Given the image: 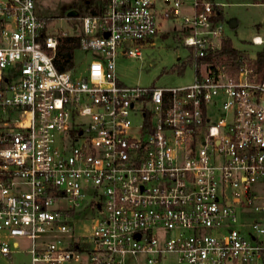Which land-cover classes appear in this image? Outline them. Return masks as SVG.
<instances>
[{"label":"built area","instance_id":"obj_1","mask_svg":"<svg viewBox=\"0 0 264 264\" xmlns=\"http://www.w3.org/2000/svg\"><path fill=\"white\" fill-rule=\"evenodd\" d=\"M216 15L211 0H102L77 32L51 34L35 0H0L10 264L18 252L23 264H264V78L216 57L226 38ZM170 20L191 48L192 82L120 84L117 57H140L136 41ZM68 35L91 52L84 73L55 64ZM83 211L90 226L77 233Z\"/></svg>","mask_w":264,"mask_h":264},{"label":"rangeland","instance_id":"obj_2","mask_svg":"<svg viewBox=\"0 0 264 264\" xmlns=\"http://www.w3.org/2000/svg\"><path fill=\"white\" fill-rule=\"evenodd\" d=\"M35 0L36 9L45 24L47 33L58 34L65 32L73 34L79 30L80 17L90 13L102 0ZM219 11L218 20L224 25V34L230 38L233 47L247 53L249 60L255 58V52L260 46L254 45L251 37L259 34L264 39V0H211ZM72 9L79 11L76 17H69L66 13ZM183 12H188L183 8ZM235 18L238 22L234 29L229 28L228 20ZM167 27L149 40L136 41L140 46L141 55L123 56L116 59V76L118 82L126 86L143 87H173L192 82L194 64L191 58V48L183 45L181 31L176 21H167ZM77 27V31L74 27ZM134 43L132 44V46ZM91 52L84 55L78 47L74 51L73 64L77 71L84 73L88 62L92 59ZM90 214L83 211L76 217L83 218V222H76V232L81 233L89 228ZM20 246L29 247L26 238H19ZM29 256L25 252L13 253V264L26 263ZM0 264H10L9 260L0 255ZM68 264V263H67ZM76 264V263H71Z\"/></svg>","mask_w":264,"mask_h":264},{"label":"trees","instance_id":"obj_3","mask_svg":"<svg viewBox=\"0 0 264 264\" xmlns=\"http://www.w3.org/2000/svg\"><path fill=\"white\" fill-rule=\"evenodd\" d=\"M92 0H89L88 4ZM101 8V2L97 7L90 10L89 14H96ZM215 8V7H214ZM216 9V8H215ZM217 15L215 19L219 18V11L216 9ZM79 38L75 35L64 36L60 39L57 46V58L55 64L60 70H65L73 66L74 51L78 47ZM223 56L227 61L232 64L247 63L256 73L258 79L264 78V45L260 46L255 52V58L249 60L247 53L233 47L230 38L226 37L220 50L217 52L216 57Z\"/></svg>","mask_w":264,"mask_h":264},{"label":"water","instance_id":"obj_4","mask_svg":"<svg viewBox=\"0 0 264 264\" xmlns=\"http://www.w3.org/2000/svg\"><path fill=\"white\" fill-rule=\"evenodd\" d=\"M67 16L69 17H76L78 15L77 11L76 10H70L66 13ZM238 22L235 18H232V19H229L228 20V26L229 28L231 29H234L236 26H237Z\"/></svg>","mask_w":264,"mask_h":264},{"label":"flooded vegetation","instance_id":"obj_5","mask_svg":"<svg viewBox=\"0 0 264 264\" xmlns=\"http://www.w3.org/2000/svg\"><path fill=\"white\" fill-rule=\"evenodd\" d=\"M88 2H89V0H87L85 4H88ZM73 10H76V9H73ZM76 11H77V13H78V15H79V11H78V10H76ZM78 15H77V16H78Z\"/></svg>","mask_w":264,"mask_h":264}]
</instances>
